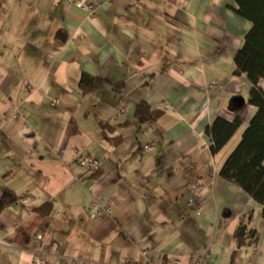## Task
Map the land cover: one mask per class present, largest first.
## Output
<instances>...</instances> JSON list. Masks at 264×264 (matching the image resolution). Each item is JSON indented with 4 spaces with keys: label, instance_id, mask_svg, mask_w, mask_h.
Segmentation results:
<instances>
[{
    "label": "crops",
    "instance_id": "0c3cea01",
    "mask_svg": "<svg viewBox=\"0 0 264 264\" xmlns=\"http://www.w3.org/2000/svg\"><path fill=\"white\" fill-rule=\"evenodd\" d=\"M76 1L105 5L91 17L69 0H0V201L18 198L0 213V264L142 263V251L158 263L264 264L263 207L220 176L257 109L245 105L216 155L206 134L248 100L234 58L252 23L234 0ZM84 73L109 85L83 95ZM140 102L163 115L140 127ZM95 203L109 210L93 217ZM243 221L257 239L238 248Z\"/></svg>",
    "mask_w": 264,
    "mask_h": 264
},
{
    "label": "trees",
    "instance_id": "16d2710c",
    "mask_svg": "<svg viewBox=\"0 0 264 264\" xmlns=\"http://www.w3.org/2000/svg\"><path fill=\"white\" fill-rule=\"evenodd\" d=\"M238 5L237 13L252 23L247 33L244 45L234 58L235 74L245 75L251 83V90L245 104L235 109L233 121L218 117L213 125L207 127L206 134L212 140L211 151L218 154L232 139L244 123L241 113L245 105L254 106L257 111L244 131L240 143L227 158L221 169L220 176L227 182L233 183L245 191L253 200L263 207L264 220V89L260 83L264 80V0H234ZM109 85L107 80L94 77L87 73L82 74L79 88L83 95L93 93ZM123 82L113 85L115 90H122ZM163 115L162 110L154 109L146 102L136 106L135 118L140 127L150 125ZM103 128L114 132L113 127L101 123ZM122 137L117 136L109 141L117 146L122 142ZM99 170L92 178L100 177ZM18 198L6 190L0 201V213L8 206L16 203ZM51 205H45L38 211L43 216L50 213ZM235 241L238 248L254 244L257 231L251 229L243 221L235 232Z\"/></svg>",
    "mask_w": 264,
    "mask_h": 264
},
{
    "label": "built area",
    "instance_id": "2783aa9c",
    "mask_svg": "<svg viewBox=\"0 0 264 264\" xmlns=\"http://www.w3.org/2000/svg\"><path fill=\"white\" fill-rule=\"evenodd\" d=\"M126 0H108L106 3L111 4H120L121 2H124ZM69 3L72 5H75L77 8L86 11L91 17H94L97 10L102 8L105 3L104 2H87V1H76V0H69ZM218 86H211V89H217ZM156 143H149L144 147L145 150H150L156 147ZM81 167L85 168L89 172H98L100 170V164L99 162L92 158V157H85L80 162ZM191 189L193 191V195L190 198L188 205L191 208H199L200 207V192L201 187L198 184H193L191 186ZM22 202H28V197H23L21 199ZM101 210H109V206H101L98 203H95L93 205V212L92 216H97ZM142 256L144 257V262L138 263V262H126L124 264H206V261L208 260V255H200V254H192L186 263H182L178 259H174L170 263H158V262H150L148 258V252L142 251ZM66 264H106L103 262H94V261H88V260H81V259H71L67 260Z\"/></svg>",
    "mask_w": 264,
    "mask_h": 264
},
{
    "label": "water",
    "instance_id": "95a60500",
    "mask_svg": "<svg viewBox=\"0 0 264 264\" xmlns=\"http://www.w3.org/2000/svg\"><path fill=\"white\" fill-rule=\"evenodd\" d=\"M241 105H243L244 104V102L241 100V103H240Z\"/></svg>",
    "mask_w": 264,
    "mask_h": 264
}]
</instances>
